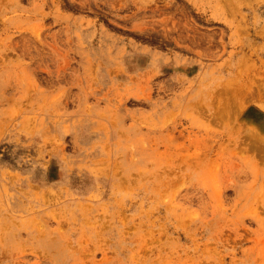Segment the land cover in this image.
I'll return each instance as SVG.
<instances>
[{
	"label": "rangeland",
	"instance_id": "rangeland-1",
	"mask_svg": "<svg viewBox=\"0 0 264 264\" xmlns=\"http://www.w3.org/2000/svg\"><path fill=\"white\" fill-rule=\"evenodd\" d=\"M0 264H264V0H0Z\"/></svg>",
	"mask_w": 264,
	"mask_h": 264
}]
</instances>
